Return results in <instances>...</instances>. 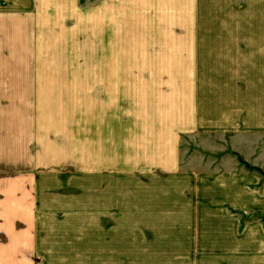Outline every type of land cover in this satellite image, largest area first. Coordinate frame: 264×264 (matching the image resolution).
Here are the masks:
<instances>
[{"label": "rangeland", "instance_id": "obj_1", "mask_svg": "<svg viewBox=\"0 0 264 264\" xmlns=\"http://www.w3.org/2000/svg\"><path fill=\"white\" fill-rule=\"evenodd\" d=\"M147 1L129 0L131 7L122 15L124 19L114 23L107 18L105 0H0V8L12 10L13 17L10 20L0 13V67H15L1 69L0 76L18 81L24 93L19 95L27 96L30 89L33 109L48 112L51 120L52 140L43 148H50L51 165L36 171L44 175L41 185L52 211V229L43 231L44 236L67 240L59 264H95L96 260L99 264L107 260L109 264H187L192 249L188 239L219 232L194 229L193 223L213 221L210 214L224 206L230 216L264 223V0H163L157 10ZM110 46L131 47L124 58L118 53L109 55L128 66L112 70L115 92L111 85L110 89L115 98L107 100L102 94L94 101L92 87L86 85L90 82L73 83L75 78L89 81L98 72L91 69L92 64L107 60V53L97 52ZM146 46L158 47L161 53L135 50ZM221 47L239 48L243 57L257 52L253 54L256 67L243 73L256 72L254 109L258 112L256 116L247 111L253 108L245 93L241 134L196 130L192 125V131L176 139L175 168L149 165L136 156L123 159L126 144L123 149L115 141L112 164L92 167V109L99 115L114 112L116 135H121L124 111L152 108L150 96L135 91L138 77L150 76L158 83L167 78L176 82L197 79L203 76L201 53L217 56ZM171 49L183 52L166 53ZM185 57L189 61L184 63ZM166 60L178 61L169 69H150L149 62ZM124 75L131 79L133 90L127 106ZM23 79H35L36 84H23ZM245 87H250L248 78H244ZM99 88L104 92L109 87ZM161 97L165 108L166 94ZM171 132L163 128L164 145L171 141ZM141 136L145 145L144 130ZM136 137L130 151L140 142ZM97 194L104 196V205L109 203V207L99 200L102 207L92 213L90 204ZM226 220L234 221L229 216ZM246 226H239V231Z\"/></svg>", "mask_w": 264, "mask_h": 264}, {"label": "crops", "instance_id": "obj_2", "mask_svg": "<svg viewBox=\"0 0 264 264\" xmlns=\"http://www.w3.org/2000/svg\"><path fill=\"white\" fill-rule=\"evenodd\" d=\"M142 1L145 4L148 2L140 0V3ZM105 2L107 18L112 19L114 23H121L124 19L122 15L131 7L129 0H105ZM150 2L155 10L157 6H163V0ZM0 13L1 17H10V20L13 18L12 10L4 12V7H1ZM152 48L154 51H150ZM135 50L154 55L159 52H157L158 47L150 46ZM171 50L166 53L183 52L178 49ZM130 52L129 46L122 48L110 46L107 51H98L97 53L101 54L107 53L106 61H97L91 66L93 71L98 70V72H94L89 81L75 78L73 84L82 86L84 82H90L86 85H91V97L94 101H99L102 94L106 95L107 100L114 99L115 93H112L110 85L111 88L115 85L116 73L112 70H125L128 63L111 60L109 55L118 53L124 58L123 55ZM255 53L257 52L250 51L249 57H243L242 51L233 47H221L217 56L201 53L203 56H200L199 60L204 65L203 76L194 80L189 78L187 81L176 82L175 79L167 78L166 82L158 83L151 80L150 76L138 77L139 87L135 88V91L140 96L143 93L150 96L148 100L152 108L124 111L125 120L122 123L124 131L121 135L120 133L116 135L114 112L99 115V112L92 109L90 128L92 167L95 164H112L110 161L114 157L115 141L122 143L123 149L126 144L127 150L124 149L123 159L136 156L139 159H146L149 165H170L175 168L179 156V144L176 139L180 133L192 131V125L196 126V130L201 128L207 131L214 130L218 134L232 131L235 134H241L244 97L249 99L250 107L253 108L247 111L253 112L256 116L258 112L254 109L256 107L254 102H258L257 89L253 84L256 72L243 73V69L256 67L257 63L253 62ZM153 58L157 59V56ZM118 59L121 58L118 57ZM191 59L194 58L191 57ZM187 61L189 58L185 57L182 62ZM175 62L166 60L162 63L149 62V64L152 66L150 69L157 70L162 66L168 68ZM197 62L196 57L195 63ZM140 64L146 65L147 62H140ZM3 68L13 70L15 67L11 64V67ZM3 68L0 67V70ZM104 70L106 74H103ZM244 78H248L249 88H244ZM145 79L143 84L142 80ZM23 80V84H36L35 79ZM130 81L131 79L125 78L124 75L123 90L124 95H128L126 106L131 103V92H133ZM103 84L109 87L104 92L99 88ZM18 86L17 80L13 78L4 80L0 76V264H50L52 262L59 264L65 257L63 247L67 244V240L44 236L43 231L52 229V211L49 197L45 198V190L41 185L44 175H39L36 171L39 167L51 165L50 148L43 149L44 143L52 140L51 120L48 112L45 115L43 110L33 109V105L28 100L31 96L30 89H27V96L19 95L24 93L19 91ZM160 86H162L161 89ZM112 90L115 92L113 88ZM162 94H166L165 108L162 107ZM134 98L133 95L132 99ZM187 104L188 107H186ZM75 118L79 119V115ZM129 118L134 119L129 120ZM137 118L144 120H137ZM137 127L140 128L136 129ZM164 127L172 130L171 141L166 145L162 137ZM143 130L146 133L145 145L141 142ZM136 135H139L140 142L138 145L135 144L132 150L134 153H132L130 151L132 138L136 140ZM77 161L81 163L80 160ZM131 163L130 161L129 164ZM99 200L108 209L109 203L104 205V196L97 194L96 201L92 200L90 204L92 213H98V208L102 207L99 206ZM190 209L193 212V209ZM229 214L224 206L220 212L210 214L211 219L215 217L213 221L203 220L193 223L194 229L219 232L213 236L207 234V236L188 239L187 242H190L192 249L187 253V264H264V223L253 222L254 219H244L241 216L239 219ZM228 216L234 221H227ZM245 224H247L245 229L242 232L239 231V226L243 229ZM106 257L109 258V255ZM95 264H99L98 260ZM106 264H109L108 260Z\"/></svg>", "mask_w": 264, "mask_h": 264}]
</instances>
